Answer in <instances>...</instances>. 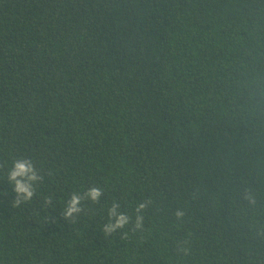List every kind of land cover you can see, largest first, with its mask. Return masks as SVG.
<instances>
[{"label": "trees", "instance_id": "16d2710c", "mask_svg": "<svg viewBox=\"0 0 264 264\" xmlns=\"http://www.w3.org/2000/svg\"><path fill=\"white\" fill-rule=\"evenodd\" d=\"M0 264H264V0H0Z\"/></svg>", "mask_w": 264, "mask_h": 264}, {"label": "clouds", "instance_id": "9594fccd", "mask_svg": "<svg viewBox=\"0 0 264 264\" xmlns=\"http://www.w3.org/2000/svg\"><path fill=\"white\" fill-rule=\"evenodd\" d=\"M43 177L37 175V169L34 167L33 161L30 158H21L13 161V166L8 170L7 180L10 184L13 185V190L17 193L18 196L23 194L22 200H30L34 195L33 192V182L41 180ZM101 189L99 187H92L88 190L87 195L93 200L96 201L101 196ZM21 199H16L14 201L15 205L21 203ZM80 197L76 194H73L67 211L65 212V217L71 215L72 212L80 211ZM146 205L141 204L138 207L143 208ZM117 206L113 205V208L110 210V215L115 214V208ZM183 212L178 210L176 212L177 217L183 216ZM127 222V217L124 215H119L116 223L114 225L108 226L109 230L117 227L123 226ZM139 226V225H138Z\"/></svg>", "mask_w": 264, "mask_h": 264}]
</instances>
